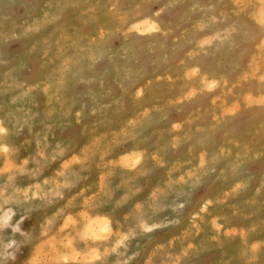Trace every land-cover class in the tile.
Listing matches in <instances>:
<instances>
[{
  "label": "rangeland",
  "instance_id": "rangeland-1",
  "mask_svg": "<svg viewBox=\"0 0 264 264\" xmlns=\"http://www.w3.org/2000/svg\"><path fill=\"white\" fill-rule=\"evenodd\" d=\"M263 4L0 0L16 264H264Z\"/></svg>",
  "mask_w": 264,
  "mask_h": 264
},
{
  "label": "clouds",
  "instance_id": "clouds-1",
  "mask_svg": "<svg viewBox=\"0 0 264 264\" xmlns=\"http://www.w3.org/2000/svg\"><path fill=\"white\" fill-rule=\"evenodd\" d=\"M8 134V129L7 127L4 125L3 121L0 120V157H7L10 156V152L11 149L9 147V145H7L4 142V137ZM59 147V146H58ZM39 155L41 157H44L45 159H47V154L44 151H41L39 153ZM74 155V154H73ZM72 155V156H73ZM83 155V154H82ZM65 156V149L63 148H59V151L55 152L52 156H51V160L53 162H56L57 159L59 157H64ZM72 156H70L69 158H71ZM67 158V159H69ZM65 159V160H67ZM63 160V161H65ZM4 163H6V159H4ZM62 161V162H63ZM29 163L28 160L24 161V166L26 167V165ZM207 164L204 165V167H206ZM62 168V163L60 165V169ZM19 171L20 173H24L22 172L19 168L16 169H8V168H3V170H0V177L4 176L5 174L7 175V181L8 183H5L3 185H0V196L3 197V199H0V209H5V205L11 203V202H5L8 200V189H9V183L14 179L15 173ZM57 175V172H56ZM59 178H64L63 175H59ZM63 189H71V187L69 186H65ZM62 189V190H63ZM64 192V191H63ZM65 193V192H64ZM65 198L64 197L60 198L61 200H63ZM129 198L128 195H125L123 197L124 201H127V199ZM29 200H31V198L29 197ZM143 206V205H142ZM136 207V206H135ZM61 207H57L55 208L50 214L46 215L43 218L42 224H41V232H40V236L41 237H45L46 239H42L40 241H38L35 250H34V254L32 256H30L25 262L24 264H34V260L33 257L34 255H36L38 249L40 248L41 244L45 241H47L49 239V237L52 235L51 233H46L44 231L45 227L47 226V223L49 221V218L56 215L57 212L59 211ZM7 212L4 213V222L0 223V264H16V260H17V253L19 252L20 248L23 245V241H20L18 239L15 238V234L19 233L21 236H28V233L23 232L19 226V222H17L16 224H12V219L14 216H16V211H12V208H7ZM138 211V209L136 208V212ZM206 211V210H205ZM203 212V211H202ZM197 215H199V213H197ZM25 217H22V219H24ZM149 223V222H148ZM151 224H156V223H151ZM162 224L158 225L159 227H162ZM136 228H139L141 231H144L143 227L140 226L139 224L134 227L135 232L137 233ZM8 229H11V235H8ZM132 228H129L128 230H123L124 232H128L130 233L127 236H123L120 240H119V244L123 245V247L121 248V252L125 253V256L122 259V264H132L133 260H134V255H127V252L129 250V245H130V241L132 239H134V237L131 235V230ZM149 232L153 231L152 229L148 230ZM123 249V251H122ZM43 264H56L55 261H50V260H45L43 262Z\"/></svg>",
  "mask_w": 264,
  "mask_h": 264
},
{
  "label": "snow or ice",
  "instance_id": "snow-or-ice-1",
  "mask_svg": "<svg viewBox=\"0 0 264 264\" xmlns=\"http://www.w3.org/2000/svg\"><path fill=\"white\" fill-rule=\"evenodd\" d=\"M3 222H4V219H0V223H3ZM33 260H34V264H41V262L38 258V253H36V255H34Z\"/></svg>",
  "mask_w": 264,
  "mask_h": 264
},
{
  "label": "bare ground",
  "instance_id": "bare-ground-1",
  "mask_svg": "<svg viewBox=\"0 0 264 264\" xmlns=\"http://www.w3.org/2000/svg\"><path fill=\"white\" fill-rule=\"evenodd\" d=\"M264 5V4H263ZM264 9V8H263ZM259 10V9H258ZM264 13V12H263ZM261 15V14H260ZM262 19V17H260Z\"/></svg>",
  "mask_w": 264,
  "mask_h": 264
}]
</instances>
